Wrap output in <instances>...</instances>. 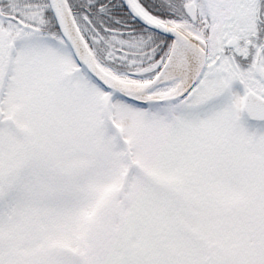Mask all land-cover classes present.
Wrapping results in <instances>:
<instances>
[{"label":"snow or ice","instance_id":"snow-or-ice-1","mask_svg":"<svg viewBox=\"0 0 264 264\" xmlns=\"http://www.w3.org/2000/svg\"><path fill=\"white\" fill-rule=\"evenodd\" d=\"M0 264H264V0H0Z\"/></svg>","mask_w":264,"mask_h":264}]
</instances>
